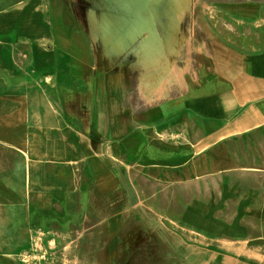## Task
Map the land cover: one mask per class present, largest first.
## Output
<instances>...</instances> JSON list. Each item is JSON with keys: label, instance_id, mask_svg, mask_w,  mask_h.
Returning <instances> with one entry per match:
<instances>
[{"label": "crops", "instance_id": "obj_1", "mask_svg": "<svg viewBox=\"0 0 264 264\" xmlns=\"http://www.w3.org/2000/svg\"><path fill=\"white\" fill-rule=\"evenodd\" d=\"M164 1L86 12L88 34L118 63L112 89L98 85L87 57L78 77L75 44L55 46L71 61L54 77L53 95L70 98L60 120L40 124L28 92L0 90V264H26L20 253L41 232L84 238L92 212L106 225L111 209L124 228L135 219L113 238L124 247L115 264H264V167L255 157L264 145V0H169L166 13ZM14 12H0V36L29 28ZM184 18L194 27L183 40ZM127 70L138 71V89ZM77 251L70 256L86 249Z\"/></svg>", "mask_w": 264, "mask_h": 264}, {"label": "rangeland", "instance_id": "obj_2", "mask_svg": "<svg viewBox=\"0 0 264 264\" xmlns=\"http://www.w3.org/2000/svg\"><path fill=\"white\" fill-rule=\"evenodd\" d=\"M107 1L110 4L116 2V0ZM107 1L0 0V12L13 10L15 11L13 16L18 22H27L29 25V28L23 31L11 30L0 36V90L20 88L28 92L30 97L25 98L30 100L33 118L40 124L60 120L69 110V97L53 95L57 89V81L54 77L57 78L60 72H69L68 66L71 62L69 56L62 53L65 49H57L55 46L64 47L67 44H75L78 47L77 74L79 78L84 77L85 71L82 68L86 67L85 58L87 57L89 72L92 69L93 72L101 75L99 86L104 85L105 88L112 89L119 80L116 77L118 63L114 66L109 64L103 45L88 34L86 22V12L90 7H93L97 14L109 11ZM132 2L140 4L141 1L132 0ZM117 3L121 4L122 10L125 8L126 12L132 5L126 0H117ZM38 27H42L43 30H38ZM193 27L192 19L186 21L184 18L177 33L184 39L187 33L191 34ZM147 36V32L142 33L117 61H126L128 53ZM55 42L62 45H55ZM126 73L125 80L131 84L132 89H138V71L127 70ZM69 87L70 82H64L63 89ZM77 88L86 89V82L79 80ZM84 99L85 97H78L79 105ZM260 137L264 138V133L260 134ZM259 147L260 150L257 153L259 155L255 156L256 163L264 167V145ZM92 213L91 225L85 232L84 238L77 241H60L56 239L55 234L46 233L45 235L41 232L43 235L40 233L32 237L19 258L26 264H102L107 260L112 264L117 263L116 254L124 247L113 238H117L124 229L131 227L135 219L129 217L124 228L122 218L116 214L117 210L111 209L110 222L98 226L95 224L99 219L97 212ZM109 234V240L101 239ZM83 247L86 249L84 256H70L71 253L78 254L77 250ZM109 247H112L113 251L108 257L96 255ZM90 253L94 255L90 256Z\"/></svg>", "mask_w": 264, "mask_h": 264}, {"label": "bare ground", "instance_id": "obj_3", "mask_svg": "<svg viewBox=\"0 0 264 264\" xmlns=\"http://www.w3.org/2000/svg\"><path fill=\"white\" fill-rule=\"evenodd\" d=\"M111 1H112V0H111ZM126 1H127V3L132 4L131 7L136 6V2H132V0H126ZM136 1L139 2V0H136ZM140 1H141V2H140V5H143V6H144V5H147V3H148L149 0H140ZM163 1H164V0H163ZM185 1H186V0H185ZM131 2H132V3H131ZM178 2H179V1H178ZM182 2H183V1H182ZM114 3H115V4H118V3H117V0H116V2H114ZM123 3H124V2H123ZM134 3H135V4H134ZM169 3H170L169 0L164 1V5H163V9H162L163 12L166 13V7L169 5ZM184 3H185V2H184ZM152 4H153V3H152ZM152 4H151V6H152ZM162 4H163V3H162ZM187 4H188V3H187ZM120 5H121V4H120ZM166 5H167V6H166ZM122 6H123V5H122ZM161 6H162V5H161ZM176 6H178V5H176ZM145 7H147V6H145ZM127 8H128V7H127ZM151 8H152V7H151ZM160 8H161V7H160ZM160 8H159V9H160ZM129 9H131V8H129ZM153 9H154V7H153ZM155 9H156V8H155ZM155 9H154V10H155ZM167 9H168V8H167ZM181 9H182V8H181ZM127 10H128V9H127ZM142 10H143V9H142ZM177 10H178V9H177ZM180 11H181V10H180ZM158 12H159V11H158ZM158 12H157V13H158ZM174 13H175V12H174ZM181 13H182V12H181ZM155 15H158V16H159V14H155ZM139 16H140V15H139ZM159 17H160V16H159ZM163 17H164V15H163ZM170 17H171V16H170ZM179 17H180V16H179ZM181 17H182V16H181ZM183 17H184V16H183ZM155 18H156V17H155ZM174 18H175V16H174ZM177 18H178V17H177ZM140 19H141V18H140ZM182 19H183V18H182ZM141 20H142V19H141ZM158 20H159V19H158ZM161 20H162V19H161ZM142 22H143V21H142ZM138 23H139V21H138ZM143 23H145V22H143ZM141 24H142V23H141ZM148 24H149V26H150V23H148ZM139 25H140V24H139ZM136 26H137V25H136ZM145 26H146V25H145ZM145 26H142V27L145 28ZM149 26H147L146 29H149V30H150L151 27H149ZM133 28H134V27H133ZM131 30H132V29H131ZM143 30H144V29H143ZM134 31H136V30L134 29ZM176 31H177V30H176ZM150 32H151V31H150ZM126 33H127V32H126ZM132 33H134V32H132ZM132 33H131V34H132ZM138 33H139V31H138ZM129 34H130V32H129ZM135 34H136V33H135ZM149 34H150V33H149ZM124 35H125V34H124ZM136 35H137V34H136ZM111 36H112V35H111ZM125 36H127V34H126ZM128 36H129V35H128ZM133 36H134V35H133ZM148 36H149V35H148ZM148 36H147V37H148ZM167 36H168V35H167ZM181 37H182V35H181ZM110 38H111V37H110ZM123 38H124V37H123ZM130 38H131V36H130ZM115 39H116V38H115ZM118 39H119V38H118ZM121 39H122V37H121ZM128 39H129V37H128ZM131 39H132V38H131ZM131 39H130V40H131ZM172 39H173V38H172ZM182 39H183V37H182ZM119 40H120V39H119ZM119 40H117V41H119ZM147 40H148V39H147ZM170 40H171V39H170ZM170 40H169V43H170ZM183 40H184V39H183ZM183 40H182V41H183ZM111 41H113V40H111ZM122 41H123V40H122ZM135 41H136V39H135ZM152 41H153V40H152ZM163 41H164V40H163ZM149 42H151V41H149ZM159 42H160V41H159ZM177 42H179V41H177ZM180 42H181V41H180ZM105 43H106V42H105ZM151 43L153 44V42H151ZM118 44H119V42H118ZM118 44H117V45H118ZM155 44H156V43H155ZM172 44H173V43H172ZM124 45H125V44H124ZM165 45H166V44H165ZM167 45H168V44H167ZM170 45H171V44H170ZM180 45H181V44H180ZM115 46H116V45H115ZM115 46H114V47H115ZM118 46H120V45H118ZM154 47H155V46H154ZM146 48H147V47H146ZM146 48H145V49H146ZM167 48H168V47H167ZM167 48H166V49H167ZM175 48H176V47H175ZM178 48H180V47H178ZM147 49H148V48H147ZM153 49H154V48H153ZM176 49H177V48H176ZM168 50H169V49H168ZM165 51H166V50H165ZM177 51H178V50H177ZM144 52H145V51H144ZM150 52H151V51H150ZM178 52H179V51H178ZM178 52H177V53H178ZM151 53H152V52H151ZM151 53H150V54H151ZM152 54H153V53H152ZM175 54H176V53H175ZM162 55H163V54H162ZM154 56H155V55H154ZM152 57H153V56H152ZM155 58H156V57H155ZM159 58H160V56H159ZM162 58H163V57H162ZM164 58H166V57H164ZM144 59H145V58H144ZM156 59H157V58H156ZM166 59H167V58H166ZM146 60H147V59H146ZM159 60H160V59H159ZM159 60H158V61H159ZM163 60H164V59H163ZM160 62H162V59L160 60ZM160 62H158V63H160ZM165 62H166V61H165ZM165 62H163V63L165 64ZM168 63H169V60H168ZM161 64H162V63H161ZM166 66H167V65H166ZM169 66H171L170 63H169ZM158 67H159V66H158ZM160 68H161V67H160ZM164 68H165V67H164ZM167 68H168V67H167ZM162 69H163V68H162ZM159 71H161V70H159ZM165 71H167V70H165ZM163 72H164V70H163ZM165 80H166V79H165ZM146 81H147V80H146ZM146 85H147V84H146ZM148 85H149V84H148ZM146 87H147V86H146ZM157 87H158V86H157ZM147 88H148V87H147Z\"/></svg>", "mask_w": 264, "mask_h": 264}]
</instances>
